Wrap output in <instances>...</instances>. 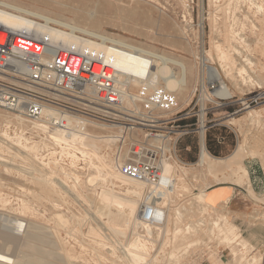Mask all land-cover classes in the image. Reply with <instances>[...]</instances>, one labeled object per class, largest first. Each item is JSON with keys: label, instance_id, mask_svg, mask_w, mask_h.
Masks as SVG:
<instances>
[{"label": "rangeland", "instance_id": "1", "mask_svg": "<svg viewBox=\"0 0 264 264\" xmlns=\"http://www.w3.org/2000/svg\"><path fill=\"white\" fill-rule=\"evenodd\" d=\"M47 1L53 4L44 10L53 19L76 23L75 10L87 9L100 18L99 30L106 37L193 69L188 70L189 106L173 92L174 105L154 111L161 119L185 111L184 126L191 132L178 143V165L168 166L169 183L156 187V198L166 211L165 226L140 229L137 209L150 193L117 171L115 163L125 151L116 141L120 129L87 124L82 132L73 129L71 142L59 139L62 131L0 109V230L14 237L8 245L0 240V250L15 260L43 264H137L134 253L123 245L126 239L115 236L107 224L111 223L127 232V241L138 238L155 245L149 252L153 264H244L253 258V264H261L264 246L250 245L237 219L264 225V0ZM0 2L27 6L29 0ZM204 60L219 70L231 96L217 94L221 83H213ZM168 66L180 74V66ZM147 90L148 85L131 86L130 92L143 96ZM203 124L207 148L217 154L207 149L212 156L226 158L242 146L244 154L235 172L210 175L196 165ZM44 173L53 174L50 181L59 186L58 193L44 188ZM225 183L241 187L242 216L230 205L212 206L207 197L210 207L198 203L207 188ZM223 216L238 228V245L219 240V217L222 224L226 222ZM195 240L199 244L187 253L178 251L177 245ZM18 241H25V246L16 247ZM236 246L245 261L233 253Z\"/></svg>", "mask_w": 264, "mask_h": 264}, {"label": "built area", "instance_id": "2", "mask_svg": "<svg viewBox=\"0 0 264 264\" xmlns=\"http://www.w3.org/2000/svg\"><path fill=\"white\" fill-rule=\"evenodd\" d=\"M151 68L149 62L143 82L150 79ZM119 73L98 51L52 45L45 38L0 26V109L68 136L87 124H110L120 129L116 141L125 148L115 163L120 176L150 189L167 185L166 169L177 162L178 143L191 132L182 124L188 115L182 111L173 118L157 117L156 109L174 105L171 93L150 84L145 95L133 94L132 83L122 84ZM159 202L156 194L146 195L140 229L165 226L166 211Z\"/></svg>", "mask_w": 264, "mask_h": 264}, {"label": "bare ground", "instance_id": "3", "mask_svg": "<svg viewBox=\"0 0 264 264\" xmlns=\"http://www.w3.org/2000/svg\"><path fill=\"white\" fill-rule=\"evenodd\" d=\"M54 1H59V0H54ZM52 4H53L52 2L47 0H29L27 6L0 2V26L13 30L15 34H18V32L21 31L31 36L45 38L49 40L52 45L60 44V45L75 47L77 49L79 48L87 49V50L91 49L103 53L106 56L107 60L119 70L120 73L118 74V76L122 84L131 82L132 85L135 87H140V86L144 87V85H150V84L157 86L163 85L165 87V90H167V92L170 93L174 92L176 94L179 102L181 100L187 106H189L190 104L189 98L192 87L190 88V84L188 80L189 79L188 75L190 74L188 70L192 71L193 69H187L188 67H186L183 63L170 60L162 55H158L148 50L136 47L135 45L129 44L126 41L117 40L116 38H112V37L110 38L106 37V35L99 30L100 27L103 25L100 18L94 12H90L87 9L75 10L74 13L76 15L75 16L77 20L76 23L72 21L71 22L62 21L61 19L59 20L53 19L49 17L44 10L50 8ZM61 11H65V9L63 8L61 9ZM150 58H152L151 61ZM224 59L227 60L228 56L223 55V60ZM149 62L152 63V68L150 69L151 76L147 82H143L142 78L147 73V66ZM168 63H173L175 65L180 66L181 69L180 74L175 73L173 69L168 66ZM203 63H204V67L209 72L213 83H217V82L221 83V89L219 88L220 90L217 92V94L222 95L224 97L231 96V92L229 88L222 82V75L219 72V70L211 65H208L206 60H204ZM179 110H184V107L180 106ZM48 115H50V113ZM0 120H2L1 116H0ZM18 123L22 126H26L24 125L25 124L24 121L23 122L20 121ZM40 129H42V127H40ZM58 137L60 140H69L71 142H74L75 139L73 135L68 136L65 134V132L59 134ZM23 149L24 148H22V150ZM31 150L32 149H30V151ZM243 154L244 153L242 150V146L238 145L236 150L226 158H217L212 156L206 147V135L203 124L202 129L200 131L199 160L197 161L196 164L201 168L202 171L210 175H214L218 172H222L226 170L235 172V168L238 165L239 160L243 157ZM178 161L175 164H171V166L175 168V166L178 165ZM166 170H167L166 172L168 173L169 168L167 167ZM182 174L185 175L187 173L182 171ZM246 174L247 173L245 172L244 176H246ZM52 175L53 174H51V176H48L45 173L43 174L42 176L43 186L45 189H49L47 191L48 193H58L59 186H57L54 182L50 181ZM236 182L242 184L241 179L236 180ZM135 183L138 185L139 188L145 189L147 192H149L150 195H152L153 193L155 194L158 191V188L150 189V187H148L146 184H142L138 181H135ZM102 196L107 197L108 194L106 192H103ZM205 197H206V193L203 192L198 203L209 206V204H207L205 200ZM139 213H140V208L137 209L138 216ZM153 214H154L153 216L156 217L157 212L154 211ZM223 217H226L225 218L226 222L224 224H222V220H220L219 217V223H220L218 225L219 240L225 243L228 242L232 245H238V240H237L238 228L227 219V216H223ZM107 224L109 225L110 229L114 232L115 236H119L126 239L123 245L129 248L128 251H132L134 253L135 255L134 257L132 255L129 257H133L135 263L137 264H140L142 262H145V264L154 263V258L153 259L152 257L150 258L151 255L149 252L151 248L153 250V247H155V245H150L144 241H141L138 238L135 239V241L129 242L127 241L128 235L125 230H123L121 227L116 226L115 224H111V223H107ZM187 231L192 233V230L188 228L186 229V232ZM183 232L184 230L177 231V233L179 234L180 233L182 234ZM193 232L195 231L193 230ZM178 236L176 239L177 242L179 240ZM181 239L184 238L181 237ZM0 240L3 242V244L8 245L9 243H12V241H14V237L0 230ZM16 243H17L16 247H19L20 245L25 246V241L24 242L18 241ZM198 244L199 241L195 240L191 243L185 242L181 245H177V248L179 252L187 253L189 249L195 247ZM205 244H207V242H205L204 245ZM165 245L166 244H164V246ZM233 253L239 257L240 262L245 261V256L242 255V252L237 249V246L233 248ZM174 255L175 254H172L171 257H174ZM253 259L247 260L244 264H253L254 263ZM259 262H261V264H264V258H260ZM0 264H43V263L41 261H36V260H30V261L15 260L13 259L12 254H9L5 250H0Z\"/></svg>", "mask_w": 264, "mask_h": 264}, {"label": "crops", "instance_id": "4", "mask_svg": "<svg viewBox=\"0 0 264 264\" xmlns=\"http://www.w3.org/2000/svg\"><path fill=\"white\" fill-rule=\"evenodd\" d=\"M205 193L212 206L219 207L221 205H230L232 211L236 215H243V211L245 210L243 202L241 201V194H243V192L239 185L232 183L217 184L207 188ZM240 218H238L237 221H239V227L245 240H247L254 248L263 247L264 225H252L243 217Z\"/></svg>", "mask_w": 264, "mask_h": 264}, {"label": "trees", "instance_id": "5", "mask_svg": "<svg viewBox=\"0 0 264 264\" xmlns=\"http://www.w3.org/2000/svg\"><path fill=\"white\" fill-rule=\"evenodd\" d=\"M187 120V119H186ZM186 120H184L183 122H182V124L184 125V123H185V121ZM206 147H207V145H206ZM207 149H209V151L211 152V153H214V151H213V149L211 148V147H208ZM215 154V153H214ZM215 155H217V154H215Z\"/></svg>", "mask_w": 264, "mask_h": 264}]
</instances>
